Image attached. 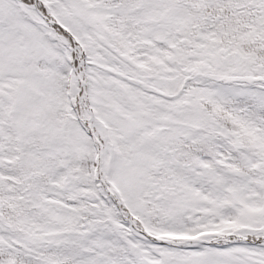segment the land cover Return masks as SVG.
<instances>
[{"label":"snow or ice","instance_id":"1","mask_svg":"<svg viewBox=\"0 0 264 264\" xmlns=\"http://www.w3.org/2000/svg\"><path fill=\"white\" fill-rule=\"evenodd\" d=\"M0 264H264V0H0Z\"/></svg>","mask_w":264,"mask_h":264}]
</instances>
